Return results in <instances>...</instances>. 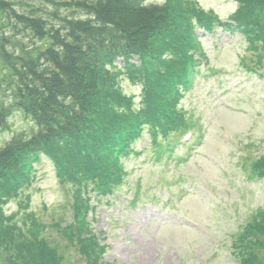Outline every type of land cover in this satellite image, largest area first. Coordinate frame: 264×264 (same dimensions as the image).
<instances>
[{"label": "trees", "instance_id": "1", "mask_svg": "<svg viewBox=\"0 0 264 264\" xmlns=\"http://www.w3.org/2000/svg\"><path fill=\"white\" fill-rule=\"evenodd\" d=\"M37 1L42 5L0 0V127L9 128L8 117L19 112L35 128L0 146V254L9 264H61L62 256L43 239L47 223L30 213L16 220L3 210L30 183L44 155L58 180L72 186L82 216L72 223L79 252L88 264H110L100 260L96 234L87 236L84 195L109 192L122 181L120 156L143 124L152 123L153 87L168 78L184 80L191 23L212 31L214 17L192 0ZM241 6L234 21L264 67V0ZM72 9L78 15L66 13ZM122 71L141 82L137 110L120 90ZM242 227L233 243L238 264H264V212Z\"/></svg>", "mask_w": 264, "mask_h": 264}, {"label": "rangeland", "instance_id": "2", "mask_svg": "<svg viewBox=\"0 0 264 264\" xmlns=\"http://www.w3.org/2000/svg\"><path fill=\"white\" fill-rule=\"evenodd\" d=\"M21 1L42 5L37 0ZM243 3L196 0L195 5L220 18L236 19L243 13ZM73 10L66 13L78 15ZM201 42L207 62L199 65L200 72L182 92V105L199 120V127L184 125L182 136L197 143L184 151L177 144L173 159L159 160L144 132L133 152L122 158L127 175L113 195L106 198L87 191L86 202L95 209L87 212L86 233L96 234L103 246L102 261L238 264L233 243L241 225L264 212V173L259 171L264 167V77L243 66L252 65L244 59L254 54L238 32L218 27ZM120 84L136 103L141 101V85L124 76ZM8 125L0 127V146L15 133L35 129L19 112L8 117ZM176 154L182 156L175 158ZM35 170L32 182L3 206L4 213L16 220L26 213L35 215L47 223L43 239L62 256L61 264H88L74 237L72 186L56 178L44 155ZM0 264H9L3 254Z\"/></svg>", "mask_w": 264, "mask_h": 264}]
</instances>
